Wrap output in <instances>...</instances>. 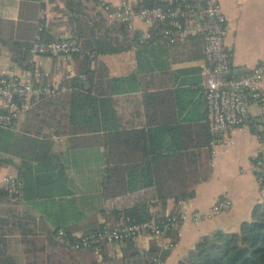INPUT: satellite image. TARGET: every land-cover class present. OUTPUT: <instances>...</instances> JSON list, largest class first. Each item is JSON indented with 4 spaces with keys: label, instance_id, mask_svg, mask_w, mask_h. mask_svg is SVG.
Returning a JSON list of instances; mask_svg holds the SVG:
<instances>
[{
    "label": "crops",
    "instance_id": "crops-1",
    "mask_svg": "<svg viewBox=\"0 0 264 264\" xmlns=\"http://www.w3.org/2000/svg\"><path fill=\"white\" fill-rule=\"evenodd\" d=\"M215 1L227 20L229 31L225 47L232 64L252 68L264 61V0ZM106 2L113 10H118L123 4L134 9L138 4V0ZM86 8L92 14L97 11L91 2ZM70 18L72 15L66 12L63 0H0V72L11 71L23 80L28 71L37 67L41 74L40 84L55 87L60 93L70 91L71 80L77 75L73 58L38 57L33 61L28 58L18 61L9 46L12 43L29 46L39 26L43 29L45 40H72L76 27ZM188 27L189 33L178 42L183 43L189 35H198L196 20L188 23ZM150 29L134 21V28L129 32L136 34L137 42L132 49L121 54L98 57V62L106 67L108 79L115 80L109 83L113 94L110 110L114 111V116L111 113L110 117L114 119L110 139L128 137L136 131H155L158 137L169 139L173 132L162 135L160 131L167 128L179 135L182 128V137L185 134L187 138L202 142L209 135L201 90L205 71L201 54L203 49L201 52V48L181 44L170 50L161 44L141 43ZM260 86L262 101L250 106L243 128L233 130L216 146H212L209 135L205 150L209 156L210 178L194 187L192 199L183 201L188 211L203 212L219 200L228 199L232 203L228 212L198 225L185 223L179 232L180 236L175 235V241L171 239L174 244L172 248L165 247V240L139 238L133 242L138 255L132 259H124L123 245L118 243L107 245L105 257L102 258L96 255L90 257L86 253L88 250L75 251L79 256L78 264H150L153 257H159L166 264H180L188 259L202 239L218 231L237 232L240 224L249 219L253 208L264 199L250 171L252 159L264 155V145L259 138V133L264 132V78ZM118 90L121 92L118 93ZM56 106V97L40 101L19 117L11 132L17 139L28 137L50 145V162L45 166V176H48L45 177V185L56 187L59 194L65 196L55 197L56 202L59 205L70 204L71 210L66 204L67 208L62 213L72 211L75 218L68 227L71 236L79 238L89 229L87 227L112 220L111 215L106 219L100 213L106 203H112L111 198L107 201L101 198L105 151L98 145H79L77 139L72 141V137L56 134ZM109 152L110 169L118 168V164L112 163L114 149L111 146ZM118 155L120 158V152ZM20 162L19 157L0 152V191L5 193L3 179L8 177L18 179L24 187L23 179L18 176L22 167ZM35 166L33 162L31 169ZM28 201L14 199L8 194L0 195V262L6 258L13 259L16 264L27 262L17 225L20 219L35 220V224L41 227L30 228L32 233L37 235L41 244L46 240L43 229L50 228L51 223L37 210L40 201L33 198ZM179 202L168 201L165 208L160 203H147L153 214L165 217L181 210ZM104 211L107 213L111 210ZM56 242L65 246L57 237ZM46 248V252H49L50 249Z\"/></svg>",
    "mask_w": 264,
    "mask_h": 264
},
{
    "label": "trees",
    "instance_id": "trees-1",
    "mask_svg": "<svg viewBox=\"0 0 264 264\" xmlns=\"http://www.w3.org/2000/svg\"><path fill=\"white\" fill-rule=\"evenodd\" d=\"M63 1L65 10L72 15L70 20L76 27L71 41L80 45L81 52L73 57L77 75L71 80L70 91L60 93L58 90L55 96L56 134L72 137V141L77 139L79 145H98L104 149L105 168L101 183V198L104 201L112 199V203H106L104 209L111 211L100 212L106 219L111 215L112 220L87 227L89 229L84 235L101 232L106 226L114 229L150 220H164L166 216L157 217L148 208V203H160L165 208L168 201L177 203L194 197V187L210 178L209 156L208 151L205 150L209 135L206 133L205 139L200 142L198 139L187 138L185 134L183 135L185 137H182L184 132L182 128L179 135L176 131L166 128L160 133L165 135L173 132L169 139L158 137L155 131H136L128 137L110 139L109 133L114 125V119L110 117L111 113L114 116V111L110 110L113 94L110 92L109 83L115 80L108 79L106 67L98 62V57L130 51L137 42L136 34L129 32L122 24L109 23L97 0ZM90 2L97 7V11L93 14L86 8ZM156 5L159 3L154 0H138L133 10L138 11ZM166 26V24L152 26L149 30L152 38L146 45L161 44L174 50L182 44L201 48L202 52L200 34L187 36L183 43L177 41L168 44L162 41L161 31ZM37 34L43 38V29L40 26ZM9 46L18 61L28 58L31 44L23 46L12 43ZM201 54L204 61L203 53ZM120 92L118 90V93ZM13 128L0 127V152L21 159L22 167L18 176L23 179L24 187L22 185L20 195H14L13 198H21L23 201L33 198L40 201L37 210L51 223L50 228L43 229L46 240L42 244L30 229L41 227L35 224V220L20 219L17 223L25 246L26 264H78L79 256L71 246L62 247L56 242L59 230H63L70 244L75 243L78 238L71 236V229L68 227L74 222V214L71 213L72 211L62 213L67 208L66 204L71 210L70 204L59 205L56 199L65 196L60 195L56 187L45 185L47 182L45 177L48 178L45 176V166L50 162V145L28 137L17 139V136L11 132ZM110 146L114 149L112 163L119 166L112 170ZM33 162L36 166L31 169ZM116 175L117 179H115ZM0 195L6 196L7 193L0 191ZM46 210L48 212H45ZM41 223L43 225V222ZM175 235V231L167 233V237L172 241H175ZM133 242L134 240L131 239L121 243L124 259H132L138 255ZM46 247L50 249L49 252H46ZM107 248V245H102L99 249L92 247L87 249L86 253L90 257L96 255L102 258L105 257ZM84 256L88 259L86 255ZM151 259L150 264H152ZM0 264H16V262L6 258L1 260ZM180 264H264V199L253 208L249 219L240 224L237 232L218 231L202 239L188 259Z\"/></svg>",
    "mask_w": 264,
    "mask_h": 264
},
{
    "label": "built area",
    "instance_id": "built-area-1",
    "mask_svg": "<svg viewBox=\"0 0 264 264\" xmlns=\"http://www.w3.org/2000/svg\"><path fill=\"white\" fill-rule=\"evenodd\" d=\"M109 23L124 25L128 31L134 28V21L151 28L155 24H166L161 31L162 41L168 44L184 38L190 27L188 23L196 22L202 37L203 59L205 71L202 74L201 90L206 110L207 130L212 146L218 145L233 130L245 126L248 111L252 104L262 101L261 82L264 78V61L249 68L234 66L225 47L228 36L227 20L215 0H154L159 5L141 8L134 11L128 4L113 10L105 0H97ZM151 34L146 33L141 43H147ZM81 52L80 45L74 41H45L37 34L28 51V59L38 57L71 60ZM40 71L34 67L25 79H20L13 72H0V127L13 128L20 116L29 112L36 104L45 99L54 98L58 89L39 83ZM35 79V81H33ZM264 145V132L259 133ZM250 171L258 188L264 194V155L252 159ZM3 188L8 196L20 195L21 183L16 178L3 179ZM181 210L166 216L164 220H150L141 224L119 226L111 229L104 227L101 232L82 235L70 244L63 231L57 238L65 246L74 251L87 250L102 245L122 243L139 238H155L165 240L166 248H172L173 242L167 233L175 231L180 236L182 226L187 223L200 224L211 220L231 209L228 199L219 200L206 211H188L185 202L178 203ZM152 264H166L159 257L151 259Z\"/></svg>",
    "mask_w": 264,
    "mask_h": 264
},
{
    "label": "rangeland",
    "instance_id": "rangeland-1",
    "mask_svg": "<svg viewBox=\"0 0 264 264\" xmlns=\"http://www.w3.org/2000/svg\"><path fill=\"white\" fill-rule=\"evenodd\" d=\"M96 153V152H95Z\"/></svg>",
    "mask_w": 264,
    "mask_h": 264
},
{
    "label": "water",
    "instance_id": "water-1",
    "mask_svg": "<svg viewBox=\"0 0 264 264\" xmlns=\"http://www.w3.org/2000/svg\"><path fill=\"white\" fill-rule=\"evenodd\" d=\"M114 245V244H113Z\"/></svg>",
    "mask_w": 264,
    "mask_h": 264
}]
</instances>
